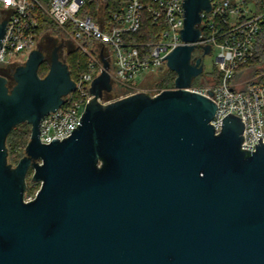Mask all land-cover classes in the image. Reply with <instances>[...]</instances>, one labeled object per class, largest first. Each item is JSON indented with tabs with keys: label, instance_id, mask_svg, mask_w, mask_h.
<instances>
[{
	"label": "water",
	"instance_id": "95a60500",
	"mask_svg": "<svg viewBox=\"0 0 264 264\" xmlns=\"http://www.w3.org/2000/svg\"><path fill=\"white\" fill-rule=\"evenodd\" d=\"M184 9L185 45L166 57L174 87L103 104L113 87L101 56L94 98L64 140L40 141L41 120L76 89L59 48L43 78L39 49L12 85L0 75V264H264V143L242 150L245 123L233 114L216 134L218 105L190 90L204 72L192 60L211 3ZM7 23L0 13V49ZM23 123L31 136L14 167L6 141ZM30 171L41 188L26 202Z\"/></svg>",
	"mask_w": 264,
	"mask_h": 264
},
{
	"label": "built area",
	"instance_id": "2783aa9c",
	"mask_svg": "<svg viewBox=\"0 0 264 264\" xmlns=\"http://www.w3.org/2000/svg\"><path fill=\"white\" fill-rule=\"evenodd\" d=\"M184 2L128 0L121 9L97 17L87 10L85 0H0L1 18L8 21L1 42L0 75L10 82L13 72L9 69L19 62L18 57H25L26 61L34 50L41 38L38 35L41 18L46 15L88 57L86 71L75 81L76 89L64 97L63 105L41 120L40 141L43 144L61 141L78 129L87 105L94 98L92 84L103 71L101 56L110 64L111 93L118 88L123 90L116 99H106L108 93H105L99 100L101 103L108 104L140 92L151 93L135 82L144 73L167 65L166 57L185 45L181 37ZM210 3L211 11L201 13V36L195 43L192 61L202 57L195 53L198 49L203 54L206 46L211 47L210 53L218 49L220 81L202 87L192 84L190 90L208 96L218 105L211 121L216 134L221 132L223 119L229 114L242 118L245 140L241 149L256 152L259 140L264 143V73L240 81L235 76L240 66L247 65L255 56L258 38L264 31V0H210ZM146 18L161 29L157 39L145 43L133 41L132 37L140 33ZM67 26L74 30L72 34ZM34 198H25V201Z\"/></svg>",
	"mask_w": 264,
	"mask_h": 264
},
{
	"label": "trees",
	"instance_id": "16d2710c",
	"mask_svg": "<svg viewBox=\"0 0 264 264\" xmlns=\"http://www.w3.org/2000/svg\"><path fill=\"white\" fill-rule=\"evenodd\" d=\"M86 8L92 9V14L95 15V10L98 8L100 3H104L107 7L108 13H113L119 9H121L128 0H85ZM46 18L43 16L41 18L40 28L38 31V35L42 36L43 34L54 32V29ZM161 31L160 28L156 27L150 18H146L144 21V25L140 33L134 35L132 40L135 42L145 43L155 41L157 39L158 33ZM69 70L71 73V77L74 81H77L79 76L86 71L88 65V57L81 52L78 48L73 51L69 57ZM49 71V64L44 62L40 69L39 75L40 77H45ZM264 73V31L258 38L255 50V56L250 63L247 65L240 66L239 70L236 73L235 80H247L249 78L255 77L257 75H261ZM172 78L168 80H164L160 83L161 89H171L174 87V81L176 78V74L172 73ZM264 79V76L262 77ZM218 82L220 81V76L218 77ZM217 82V83H218ZM216 82H212L211 84H215ZM198 83L194 81L193 85L195 87H201L197 85ZM12 85V82H11ZM31 136V127L27 123L20 124L14 127L9 134L6 144L9 151L12 155H17L19 150H23L29 143ZM29 191H25L27 195Z\"/></svg>",
	"mask_w": 264,
	"mask_h": 264
},
{
	"label": "rangeland",
	"instance_id": "374dc122",
	"mask_svg": "<svg viewBox=\"0 0 264 264\" xmlns=\"http://www.w3.org/2000/svg\"><path fill=\"white\" fill-rule=\"evenodd\" d=\"M90 13L94 10L87 9ZM108 10L104 3H100L98 8L95 10V16H100L102 14H107ZM46 20L53 25L54 32H49L46 34H43L41 38L38 39V43L35 46L34 49H39L42 51L46 56V61L48 64L50 63L52 53L56 47L59 48V54L60 58L63 62L69 63V57L73 51L78 49L76 43L74 40L69 36V34L62 29L61 27L57 26L52 22V20L46 15ZM69 32L72 34L74 32L73 29L70 28V26H67ZM91 49V47H88ZM197 55L203 57V63H204V72L201 74L195 82H197V85H200L201 87L204 85L211 84L213 81L218 82V77L220 76V73L218 71V65H217V55H218V49H214L210 54L204 55L203 51L198 49L195 52ZM19 62L16 63L13 67L17 68L21 65L25 64V57H18ZM172 71L168 68L167 65H163L161 68L157 69L154 72L144 73L143 76H140L135 84L139 87L146 88L148 90H151V95L156 96L158 92L161 89L160 83L164 80H168L172 78ZM122 89L118 88L113 93L106 94L105 98L110 99H116L120 97V93H122ZM31 127V126H30ZM25 156V149L19 150L17 155H12V153L8 149V160L10 163L16 167L19 161ZM33 172L30 171L27 179H26V191H29L28 194H25V198L34 197L36 196L37 192L41 188L40 183H36L32 180Z\"/></svg>",
	"mask_w": 264,
	"mask_h": 264
},
{
	"label": "flooded vegetation",
	"instance_id": "af4514ba",
	"mask_svg": "<svg viewBox=\"0 0 264 264\" xmlns=\"http://www.w3.org/2000/svg\"><path fill=\"white\" fill-rule=\"evenodd\" d=\"M9 70H10V72H14L15 68L11 67Z\"/></svg>",
	"mask_w": 264,
	"mask_h": 264
}]
</instances>
